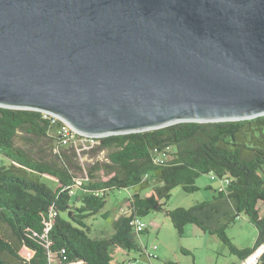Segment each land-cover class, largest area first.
<instances>
[{"label": "water", "instance_id": "obj_1", "mask_svg": "<svg viewBox=\"0 0 264 264\" xmlns=\"http://www.w3.org/2000/svg\"><path fill=\"white\" fill-rule=\"evenodd\" d=\"M0 106L95 137L264 115V0H0Z\"/></svg>", "mask_w": 264, "mask_h": 264}, {"label": "trees", "instance_id": "obj_2", "mask_svg": "<svg viewBox=\"0 0 264 264\" xmlns=\"http://www.w3.org/2000/svg\"><path fill=\"white\" fill-rule=\"evenodd\" d=\"M54 129L43 111L0 106V152L11 160L0 166V264H116L115 249H143L138 236L147 228L139 231L135 220L152 211H165L179 234L193 223L217 236L238 257L231 264L263 247L264 115L185 121L65 147ZM86 156L95 160L85 163ZM204 173L224 181L211 200L166 207L176 186L196 191V179ZM130 187L138 190L114 220L113 231L94 235L88 220L102 212L111 191ZM242 214L258 230L252 247H238L227 234ZM261 253L258 262H264Z\"/></svg>", "mask_w": 264, "mask_h": 264}, {"label": "rangeland", "instance_id": "obj_3", "mask_svg": "<svg viewBox=\"0 0 264 264\" xmlns=\"http://www.w3.org/2000/svg\"><path fill=\"white\" fill-rule=\"evenodd\" d=\"M53 134H55V130ZM20 141L21 139L18 140V143L23 144ZM99 157L105 158L106 153H102ZM84 160L86 163L95 160V158L86 156ZM10 163V158L0 152V166ZM44 181L55 184V181L47 176L44 177ZM154 183L158 184L159 182L154 180ZM196 184L199 189L193 192L185 191L181 185L176 186L172 190L166 207H189L199 201L211 200L217 190L223 186L224 181L212 173H204L196 179ZM77 189L78 186L74 189L76 198L80 194ZM137 190L136 187H130L117 189L108 194L107 203L102 212L88 220L94 229V235H99V230H105L107 233L113 231L114 220L122 213V208L128 209V198ZM103 213H107V216H103ZM141 219L146 223L147 228L146 232L138 236L143 249H115L114 262L116 264H131V262H133L132 264H165L169 261H174L177 264H188L193 261L197 264H231L239 261L237 256L230 253L228 246L223 241L215 235L205 233L196 224H187L184 233L179 234L165 211H152L148 215L142 216ZM257 233L256 226L249 221L246 214H242L227 229L229 237L241 248L254 246ZM155 244L158 249H154ZM145 247H147V251H145ZM183 248L190 250L191 253H185ZM148 251L157 253L158 257H150ZM260 254L258 250L250 259L251 261L248 260L245 264L249 262L254 264ZM258 263L264 264L262 261Z\"/></svg>", "mask_w": 264, "mask_h": 264}, {"label": "built area", "instance_id": "obj_4", "mask_svg": "<svg viewBox=\"0 0 264 264\" xmlns=\"http://www.w3.org/2000/svg\"><path fill=\"white\" fill-rule=\"evenodd\" d=\"M45 113L52 117V124L55 127L54 129L55 135L59 137L58 144L60 146L65 147V146H69L73 142H84V141L93 143L95 141V138H97L95 136H90L77 131L68 121H66L65 119H63L62 117L56 114H52L48 112ZM165 155L166 153L159 154L156 160L158 161L163 160ZM71 193H73V190L71 191ZM121 211L122 213L126 212V208H122ZM135 224L139 231L146 229V223L140 218H137L135 220ZM154 249H158V246L156 244L154 246ZM148 255L150 257H158L157 253L152 251H148ZM246 262L248 261L243 262V264H245Z\"/></svg>", "mask_w": 264, "mask_h": 264}, {"label": "crops", "instance_id": "obj_5", "mask_svg": "<svg viewBox=\"0 0 264 264\" xmlns=\"http://www.w3.org/2000/svg\"><path fill=\"white\" fill-rule=\"evenodd\" d=\"M223 186H224V184H223ZM223 186H221L220 189H221ZM261 254H262V253H261ZM261 254H260V255H261ZM253 256H254V255H253ZM253 256H252V257H253ZM252 257H251V258H252ZM249 258H250V257H249ZM249 258H248L246 261H248V260L251 259V258H250V259H249ZM258 260H259V258L257 259V261H256L254 264H257ZM250 261H251V260H250ZM237 262H238V261H237ZM244 262H245V261H244ZM132 263H133V262H131V264H132ZM241 264H243V262H242ZM248 264H250V262H249ZM258 264H259V263H258Z\"/></svg>", "mask_w": 264, "mask_h": 264}, {"label": "bare ground", "instance_id": "obj_6", "mask_svg": "<svg viewBox=\"0 0 264 264\" xmlns=\"http://www.w3.org/2000/svg\"><path fill=\"white\" fill-rule=\"evenodd\" d=\"M263 249H264V246L260 249L259 254L263 251Z\"/></svg>", "mask_w": 264, "mask_h": 264}]
</instances>
